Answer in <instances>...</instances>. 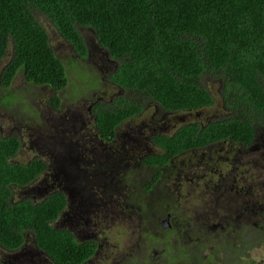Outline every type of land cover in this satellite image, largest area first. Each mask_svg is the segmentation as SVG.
I'll use <instances>...</instances> for the list:
<instances>
[{
  "label": "trees",
  "instance_id": "obj_1",
  "mask_svg": "<svg viewBox=\"0 0 264 264\" xmlns=\"http://www.w3.org/2000/svg\"><path fill=\"white\" fill-rule=\"evenodd\" d=\"M38 13L74 47L77 60L88 56L81 30L87 27L116 60L109 80L127 94L91 102L105 139L144 109L143 98L171 111L212 106L215 97L203 79L209 73L221 78V95L232 114L204 128L191 122L155 137L160 151L147 159L156 169L154 180L181 151L222 139L248 144L257 130L264 129V0H0V62L8 58L0 72L4 89L0 104L17 101L11 89L19 73L27 82L57 93L69 83L67 67L55 53ZM89 75L81 74L84 83ZM97 80L95 76L91 84ZM80 91L87 89L77 85L78 96ZM59 103V97H53L51 104L59 107ZM20 148L18 135H0V245L18 250L32 235L55 264H83L98 245L78 242L71 231L54 225L67 204L63 193L53 192L41 201L15 198V188L27 187L46 168L40 159L13 161ZM245 207L237 208L244 219L222 220L216 230L191 219L186 235L176 225L164 232L156 228L153 236L164 250L163 264H260L252 254L264 246V210Z\"/></svg>",
  "mask_w": 264,
  "mask_h": 264
},
{
  "label": "rangeland",
  "instance_id": "obj_2",
  "mask_svg": "<svg viewBox=\"0 0 264 264\" xmlns=\"http://www.w3.org/2000/svg\"><path fill=\"white\" fill-rule=\"evenodd\" d=\"M37 16L49 32L50 43L55 53L67 67L69 83L65 89L57 93L50 87L37 86L27 82L22 73H19L15 78L11 91L13 94H17V101L11 106L0 104V135L6 136L11 132L17 133L16 135L19 137L20 134L22 135V146L15 156L16 161L22 163H26L32 158L40 157L38 155V146H41L43 142H48V139L52 141L48 145V151L54 153L58 151V154L59 151L67 154V151L62 147L65 142H71L70 138L90 147L93 143L90 128H95V126L92 127V114L88 110L89 105L92 104L91 102L100 96L109 100L115 96L127 94L122 88L112 86L109 77L116 67L112 69L114 66H111L109 71L106 69L103 60L105 55L98 57L96 51H92L90 57L88 55L86 59L77 60L79 58L74 53V47L51 26L45 16L40 13ZM81 30L90 41L91 37L95 39V32L91 28L87 27ZM95 44H98L96 39ZM93 46L91 43L89 44V48L92 49ZM97 51L100 53L104 52L111 64L117 63L115 59L109 56L106 50L97 47ZM7 59L5 57L0 62V72ZM72 60H77L76 64L72 65ZM78 69L82 71H78ZM83 73L90 74L86 83H84V78L81 77ZM95 76H97L98 80L95 85H92L91 82ZM203 81L214 95L215 103L210 107L197 111H168L159 105L161 107L160 112L154 110L155 107L151 100L142 99L139 94L129 93L128 95L142 99L145 104L141 115L126 121V123L136 125L134 126L136 131L131 132V135L138 134L139 129L142 131L147 130V126H140L144 122L147 123V120H153L155 123L163 124V126L165 125L164 123L179 122L178 125L181 126L193 121L199 122L201 120L206 122L209 118L215 120L229 116L231 110L226 107L221 95V78L216 74L209 73L204 76ZM77 85L80 89H87V91L85 93L80 91L82 94L78 96L75 92ZM3 90L0 85V96L3 94ZM56 96L60 100L58 108L51 104L53 97ZM179 116H184L185 120L180 121ZM50 124H52V127ZM66 128L68 131L62 133V130H66ZM122 129H125V127ZM38 131H41L39 136H37ZM35 137L41 138L38 142L39 144L34 141ZM211 150L212 152L207 151L206 154L204 153L206 150H204L196 154L188 153L175 159L174 167L177 168L179 173L174 174L170 178L169 185L157 191V195L161 198L167 197L171 205L181 204L189 219L205 226L212 225L211 227L216 230V226L219 227V225H215L217 222L237 219L235 213L232 214L227 210L231 208L230 205L236 207L235 204L242 200L247 201L249 198L256 205L264 203V146L260 145L259 148L246 151L239 146L222 145ZM214 152L221 153L227 165L224 164V160H221L216 165L209 162L208 155ZM189 155H192L191 158ZM41 157L51 163L52 167H55L54 169L57 168L59 163H55L50 154ZM76 163L80 164L81 161L78 160ZM87 166L89 165L87 164ZM71 168L76 169L75 166ZM69 169L70 166L69 168L66 167L65 176L61 183L51 176L47 181L46 177L44 180L40 178L31 187L28 185L22 189L15 188V198H22L24 197L23 195H28V197L35 195V201H37V199L41 200L44 195L48 194L52 187H54V190L64 189L73 182L74 175L71 174L72 171ZM222 169L225 171L223 175L227 178L231 172L232 177L237 175L241 181L246 180L245 184L251 185L248 193L246 190L240 191L237 192L238 197L234 201L233 199L231 201V198L227 200L225 195L232 194V192H223L224 187L221 189L217 187L219 171ZM243 169L250 172L244 173ZM79 177L80 179H76L73 182L75 185H78V183L84 184L85 181H80L84 179L81 172ZM139 181L142 183L140 179ZM139 181L137 177L130 180L131 183L134 182L138 186ZM99 183L106 184L104 180H100ZM114 183L117 184L118 181L115 180ZM122 184L123 181L121 182V187H123ZM242 184L244 183L242 182ZM112 187L113 185H110V188ZM224 193L227 194L224 195ZM127 194H129L127 188L121 189L120 192L110 190L106 196L107 203H105V206L95 207L94 212L91 210L94 206H87L88 210L83 215L89 220L92 233H95V237L99 239L101 244V249L93 258V261L87 264H134L135 262L143 261L146 257H150L149 252H153L154 248H161V243L158 241L152 250L148 252L138 251L135 255H129L132 248L137 250L140 248V243H143V236H145L142 231L146 227H144L142 216H139L128 204L125 203L124 207H121V203ZM97 196V194L93 196L92 201L94 203L98 202ZM158 212L159 210L153 211V213ZM218 216L222 218L217 219ZM149 217L151 222L156 219L155 215L151 213ZM151 237L154 236L151 235ZM31 244V241H29V245ZM5 252H7L5 248L0 245V257L5 258ZM33 252H30L25 247L20 252V258H17V264H53L50 259L44 257L38 250L35 256L32 255ZM158 255L154 254V258L145 259L147 264H163L161 257H157ZM252 256L256 262L264 264V246L256 248Z\"/></svg>",
  "mask_w": 264,
  "mask_h": 264
},
{
  "label": "flooded vegetation",
  "instance_id": "obj_3",
  "mask_svg": "<svg viewBox=\"0 0 264 264\" xmlns=\"http://www.w3.org/2000/svg\"><path fill=\"white\" fill-rule=\"evenodd\" d=\"M83 35L85 37L84 33ZM95 39L94 37H91V41H90L87 37H85L86 44L88 47L89 57L90 55H92V51H96V55L98 57H103L105 55V57L103 58L104 66L108 71L110 70L109 68H111V66H114L112 69L117 67V63L111 64V61L106 57V54L104 52L100 53L99 51H97V47L103 50L104 48L99 46L98 44L96 45ZM89 42L92 45H94L92 49L89 48V44H90ZM100 98L101 96L98 99L100 100ZM149 100H151V102L154 104L155 107L154 110L160 111L161 105L159 106V104L152 99ZM93 104L94 103L90 104L88 107V110L90 112ZM142 111L138 115H141ZM231 114L232 112H230V115ZM138 115H135L130 119H135L134 117ZM91 117L93 122L92 127L95 126V128H90V131L92 132L91 139L93 141L90 147H87L84 144H80L78 140L74 141L70 138L71 142H65L62 147L63 149H65V151H67V154H65V152H60V151L58 154V151H56L55 153L52 151H48V145L52 143L51 139H48V142H43L41 146H38V151H39L38 155L40 157L32 158L28 161L31 162L34 159H40L46 164V168L43 171V173H41L29 185V187H31L40 178H43V180L47 178L46 179L47 181L51 176H53L56 180L59 181V183H61V181L65 176L64 171L66 170V167L69 168V166H70L69 170L72 171L71 174L74 175L73 182H75L76 179H80L79 174L81 172V175L84 179L80 181H85L84 184L78 183V185H75V183L72 182L69 186L65 187L64 189H58V190H54L53 189L54 187H52L48 191V194L44 195L41 200L45 199L53 192L63 193L66 197L67 204L65 209L62 211L59 218L57 219V221H55V226L62 230L71 231L78 242L84 243V242L95 241L97 243L98 247L96 252L83 264L92 262L93 258L101 249V244L99 242V239L95 237V233H92L90 222L87 219V217L83 214L87 212L88 210L87 206L90 205L94 206L91 208L92 212L95 211L94 210L95 207L100 208L99 206H105V203H107L106 196L108 195L110 190L120 192L121 189H125V188L128 189L129 194H127L126 198L121 203V207H124L125 203L128 204V206H130L139 216H142L144 227H146L142 232L143 235L147 237L143 236L144 241L142 244L140 243V248L138 250L136 248H132V250L129 252V255H135L138 251L148 252L152 250L155 243L158 242V238L151 237V235H153L154 233L153 231H155L156 228L164 232L172 228L174 225H176L179 228L184 229L182 234L186 235L187 233V231L185 230L186 226L189 225V229L191 227L190 219L186 216L185 210L181 206V204L178 203L171 205L170 204L171 202L167 197L161 198L157 195V191L166 188L170 183V178L174 174L179 173L177 168L174 167L175 159L181 156H185L188 153L196 154L198 152H203L204 150H206L204 152L206 154L207 151L212 152L211 149L219 148L222 145L224 146L228 145L230 147L239 146L241 149H244L246 151L259 148L260 145L264 146V129L262 127L259 131L258 130L256 131L254 139L248 144H245L240 141H232L228 139L211 141L208 144L201 146L199 148H195L188 151H181L178 154H176L170 160V167L166 171H162L160 177L157 180H154L153 176L156 169L151 162H147V159L150 156L156 155L160 151V148L154 143V138L164 134H169V135L172 134L178 128L179 122L164 123L165 125L163 126V124L155 123L153 120L150 121L147 120V123L144 122L140 126L142 125L147 126L148 131L147 130L142 131L141 129H139L138 134L131 135V132L136 131V129L134 128V126L136 125H133L132 123H126V121L130 120L128 119L123 123H121L116 128L114 137L105 139L101 136V133L96 126L94 115L92 114ZM179 119L180 121H184L185 117L179 116ZM217 120L219 119L211 120V118H209L206 120V122L200 120L199 122L193 121V123L195 122L199 124L202 128H204L207 123ZM50 125L52 127V124ZM123 127H125V129H122ZM65 131H68V129L67 128L66 130L63 129L62 133H64ZM40 133L41 131H38L37 136H39ZM11 134L14 133L11 132L9 135ZM21 138L22 135L20 134V139ZM40 140L41 138L35 137L34 141L38 143ZM46 154H50L53 161L57 164L59 163L56 169H54L55 167H52L51 163L45 161L43 157H41ZM191 156L192 155H189L190 158ZM208 158H209V162H212L214 165L218 164L221 160H224L221 156V153L218 154L216 152L210 153L208 155ZM119 159L121 160L118 162ZM78 160L81 161L80 164L76 163ZM13 161L17 162L15 158L13 159ZM87 164L89 166H87ZM224 164L227 165V162L225 160H224ZM82 165H84V167H82ZM74 166L76 167V169L71 168ZM224 172L225 171L223 169L219 171L220 174L218 175L217 187L218 189L224 187L223 192H227V191L232 192V194L229 195H225L227 193H224V195L227 197V200L231 198V201L232 199L234 201L238 197L237 192L240 191L242 192L246 190V192L248 193V190L251 188V185H246L245 184L246 180L241 181L240 179H238L237 175H234V177H232L233 175L231 174V172L227 178L223 175ZM246 172L249 173L250 171L244 170V173ZM135 177H137L138 181L139 179L142 181V183L139 181V186L136 185L134 182L133 183L130 182L131 178H135ZM100 180H104L106 184H100L99 183ZM115 180L118 181L117 184L114 183ZM122 181H123L122 184L123 187H121ZM242 182L244 184H242ZM110 185H113V187L110 188ZM95 194L98 195L96 197L98 201L97 203H94L92 201L93 196ZM23 196L24 197L22 198H32L33 200L36 199L35 195L31 197H28V195H23ZM144 204L147 205L146 209H143ZM242 205H246V207L243 210H252L253 207H256L261 211L264 210V203L256 205L255 203L250 201V198L247 201L242 200L241 202L235 204L236 207L232 206L231 213L232 214L235 213L237 217L236 221L244 219V216L237 209ZM156 208L161 213H153V211L156 210ZM150 213L154 214L156 218L153 219L152 222L150 221V217H149ZM211 226L212 225H209V227L213 229ZM159 233L160 236L164 235L162 232ZM29 241H31L32 243L31 245H29ZM25 247L28 248L30 252L34 251L32 253L33 256L36 255L38 250L42 255H44V257H47L48 259L51 260V258L45 252H43L36 246L34 239L32 238V235H27L26 242L22 248L13 251H9L5 249L7 251L5 252L6 253L5 258L0 257L3 264H17V258L18 257L20 258V252L23 251ZM163 252L164 250L162 249V247L160 249L154 248L153 252H149L150 257H146L143 259V261L135 262L134 264H147V261L145 259L154 258L153 257L154 254H159L157 257H161L162 260V257L164 255ZM52 263L55 264L53 261Z\"/></svg>",
  "mask_w": 264,
  "mask_h": 264
}]
</instances>
